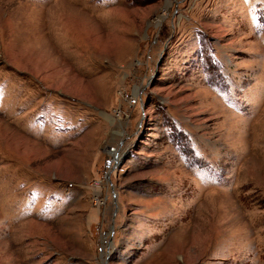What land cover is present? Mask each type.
<instances>
[{
    "label": "rangeland",
    "instance_id": "obj_1",
    "mask_svg": "<svg viewBox=\"0 0 264 264\" xmlns=\"http://www.w3.org/2000/svg\"><path fill=\"white\" fill-rule=\"evenodd\" d=\"M0 264H264V0H0Z\"/></svg>",
    "mask_w": 264,
    "mask_h": 264
},
{
    "label": "built area",
    "instance_id": "obj_2",
    "mask_svg": "<svg viewBox=\"0 0 264 264\" xmlns=\"http://www.w3.org/2000/svg\"><path fill=\"white\" fill-rule=\"evenodd\" d=\"M114 160H115V162H116V163H115V165H118V163H117V162H118V160H116V159H114Z\"/></svg>",
    "mask_w": 264,
    "mask_h": 264
},
{
    "label": "water",
    "instance_id": "obj_3",
    "mask_svg": "<svg viewBox=\"0 0 264 264\" xmlns=\"http://www.w3.org/2000/svg\"><path fill=\"white\" fill-rule=\"evenodd\" d=\"M118 157H119L118 155H117V156H115V159H116V160H118ZM115 166H117V165H115Z\"/></svg>",
    "mask_w": 264,
    "mask_h": 264
}]
</instances>
